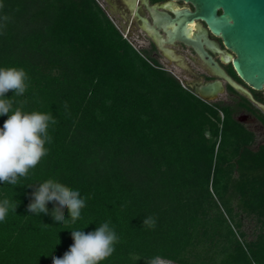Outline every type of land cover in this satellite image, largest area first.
<instances>
[{"label":"trees","instance_id":"obj_1","mask_svg":"<svg viewBox=\"0 0 264 264\" xmlns=\"http://www.w3.org/2000/svg\"><path fill=\"white\" fill-rule=\"evenodd\" d=\"M9 67L28 77L22 96L5 94L13 110L56 123L38 165L16 185L0 182V202L17 206L0 221V264H53L72 231L104 223L119 240L101 264H264V143L253 147L237 118L264 126V112L246 96L228 86L231 102L202 100L137 51L97 0H0V68ZM49 179L85 200L75 222L67 208L54 220L58 202L28 210ZM242 215L257 223L252 239Z\"/></svg>","mask_w":264,"mask_h":264},{"label":"clouds","instance_id":"obj_2","mask_svg":"<svg viewBox=\"0 0 264 264\" xmlns=\"http://www.w3.org/2000/svg\"><path fill=\"white\" fill-rule=\"evenodd\" d=\"M27 74L22 68H0V116L9 118L0 128V182L16 185L19 177H26L30 169L35 168L47 154L46 143L52 138L48 134L49 124L56 120L49 114L40 112L25 113L21 107L13 110V103L5 98L7 92L14 91L15 96H22L27 90ZM11 113V114H10ZM58 202L51 215L62 223L65 218L63 209L69 210L70 218L75 222L81 215L85 200L78 190H71L62 183L49 179L33 193V201L28 210L36 215L48 214L49 202ZM10 202H0V221H4L9 211ZM16 212L17 206H11ZM143 226L154 227L155 219L145 217ZM74 244L63 258H54L53 264H101L115 251L114 245L119 237L108 223L95 231H72ZM134 259L136 257H133ZM148 264H160V258H148Z\"/></svg>","mask_w":264,"mask_h":264},{"label":"water","instance_id":"obj_3","mask_svg":"<svg viewBox=\"0 0 264 264\" xmlns=\"http://www.w3.org/2000/svg\"><path fill=\"white\" fill-rule=\"evenodd\" d=\"M190 2L193 10L182 9L173 11L171 16L165 11L156 12L157 20L165 28L172 26L167 31L168 39H178L191 45L201 59L221 79H213L205 83H198L192 87L195 95L205 101H214L223 90L226 81L234 90L246 96L253 104L264 110V103L256 100L251 91L264 89V0H183ZM108 17L113 21L107 10L97 0ZM194 20L203 21L209 31L222 39L224 46L234 56L231 59L233 68L239 79L247 85L235 81L212 58L203 47L210 45L206 28L201 26V34L190 36L187 24ZM158 38V46L174 60H181L172 56L162 46L163 39L157 30L154 31ZM203 38L201 41L200 38ZM182 63V62H181ZM239 121H242L239 119Z\"/></svg>","mask_w":264,"mask_h":264},{"label":"flooded vegetation","instance_id":"obj_4","mask_svg":"<svg viewBox=\"0 0 264 264\" xmlns=\"http://www.w3.org/2000/svg\"><path fill=\"white\" fill-rule=\"evenodd\" d=\"M106 5V10L119 17L123 30L119 28L114 21L113 22L121 33L125 34L124 37L131 43V45L137 51L147 53L150 57L157 60L165 69L170 71L176 77L178 76L172 71V69H168L164 66V62L170 63L173 67L179 68L183 74L189 78L190 81L188 84L190 86H195L199 82L205 83L213 79H221V77L216 75L213 70L207 66L191 45L178 39L169 40L167 31L171 30L172 26L164 28L156 18V12L158 11H165L171 16H174L173 11L175 10H193L190 2L183 0H106ZM193 22L195 27H191L190 31L188 29L190 36L194 37L200 35L202 33L201 26L205 27L210 45L203 44V47L229 76L247 87V85L237 76L231 63V59L228 58V56L231 57L234 56V54L224 46L222 39L218 36H214L203 21L194 20ZM155 30L160 33L163 39L162 46L165 47L172 56L179 57L181 60L176 61L172 59L159 48L158 38L154 32ZM200 40L202 41L203 38L201 37ZM188 84L186 85L188 86ZM228 86L230 85L224 81L223 92H227L229 95V99L224 100L225 102H231L232 98L236 96L235 93L228 90ZM247 88L251 91L255 99L256 95L261 96L264 99L262 93L264 92V89L256 91L249 87ZM260 102L264 103L262 101ZM260 109L264 112L262 108ZM241 114H244L245 117L248 118L253 116L247 112H241L237 117L238 120H242L241 122H243V118L240 116Z\"/></svg>","mask_w":264,"mask_h":264},{"label":"rangeland","instance_id":"obj_5","mask_svg":"<svg viewBox=\"0 0 264 264\" xmlns=\"http://www.w3.org/2000/svg\"><path fill=\"white\" fill-rule=\"evenodd\" d=\"M104 8H107L106 5V0H98ZM108 11V10H107ZM108 13L110 14V16L112 17L113 21L118 25L119 28L122 29L121 26V21L119 19V17L116 14L110 13L108 11ZM123 30V29H122ZM164 66L168 69H172V71L178 76L180 77V79H182V81L185 84L189 83V78H187L186 75L183 74V72L176 67H173L170 63H166L164 62ZM264 95V92H262ZM229 99V95L227 92H222L221 94H219L217 96V98L214 101H218V100H228ZM258 107V106H257ZM243 118V122L245 123V125L254 131L255 133V141L253 143V147H256L258 144L264 143V126L253 116L245 117L244 114L240 115ZM242 221H243V229L246 232L247 235V239H252L255 236V233L257 231V223L254 219L252 218H248L242 215ZM160 264H174L170 261L167 260H163L160 259Z\"/></svg>","mask_w":264,"mask_h":264},{"label":"bare ground","instance_id":"obj_6","mask_svg":"<svg viewBox=\"0 0 264 264\" xmlns=\"http://www.w3.org/2000/svg\"><path fill=\"white\" fill-rule=\"evenodd\" d=\"M193 25H194V22L187 24V30L189 29V31H190V29H191V27H193Z\"/></svg>","mask_w":264,"mask_h":264},{"label":"built area","instance_id":"obj_7","mask_svg":"<svg viewBox=\"0 0 264 264\" xmlns=\"http://www.w3.org/2000/svg\"><path fill=\"white\" fill-rule=\"evenodd\" d=\"M122 35H123V36H125V34H124V33H122ZM177 78H178V80H179V81L182 83V85H183V86H185V85H186V84H185V83L182 81V79H180L179 77H177Z\"/></svg>","mask_w":264,"mask_h":264},{"label":"snow or ice","instance_id":"obj_8","mask_svg":"<svg viewBox=\"0 0 264 264\" xmlns=\"http://www.w3.org/2000/svg\"><path fill=\"white\" fill-rule=\"evenodd\" d=\"M193 27H195V25H193Z\"/></svg>","mask_w":264,"mask_h":264}]
</instances>
